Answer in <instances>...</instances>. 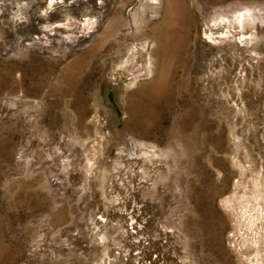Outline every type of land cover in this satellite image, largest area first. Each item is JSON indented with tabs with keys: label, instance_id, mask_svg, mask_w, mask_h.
<instances>
[{
	"label": "rangeland",
	"instance_id": "374dc122",
	"mask_svg": "<svg viewBox=\"0 0 264 264\" xmlns=\"http://www.w3.org/2000/svg\"><path fill=\"white\" fill-rule=\"evenodd\" d=\"M0 264H264V0H0Z\"/></svg>",
	"mask_w": 264,
	"mask_h": 264
},
{
	"label": "bare ground",
	"instance_id": "6f19581e",
	"mask_svg": "<svg viewBox=\"0 0 264 264\" xmlns=\"http://www.w3.org/2000/svg\"><path fill=\"white\" fill-rule=\"evenodd\" d=\"M180 3H182V2H180ZM185 9H186V8H185ZM184 11H185V10H184ZM184 11H183V12H184ZM160 44H161V43H160ZM162 44H163V43H162ZM164 44H165V43H164Z\"/></svg>",
	"mask_w": 264,
	"mask_h": 264
}]
</instances>
